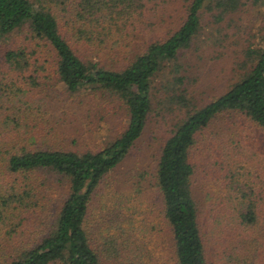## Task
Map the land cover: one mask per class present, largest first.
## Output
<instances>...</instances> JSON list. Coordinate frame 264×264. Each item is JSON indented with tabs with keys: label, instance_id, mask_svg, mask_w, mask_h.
<instances>
[{
	"label": "trees",
	"instance_id": "16d2710c",
	"mask_svg": "<svg viewBox=\"0 0 264 264\" xmlns=\"http://www.w3.org/2000/svg\"><path fill=\"white\" fill-rule=\"evenodd\" d=\"M149 2L152 17L170 6L155 18L175 26L140 40ZM248 11L257 37L236 23ZM203 25L242 41L231 81L205 101L189 91L180 60ZM19 33L1 53L0 264H210L205 223L224 264H264V0H0V43ZM50 83L107 100L125 125L95 150L48 140L55 127L35 95ZM154 107L169 123L154 173L163 226L134 224L124 206L95 236L85 226L93 197ZM199 136L215 145L222 186L205 217L191 186ZM241 144L254 156L246 167ZM49 185L63 189L51 218Z\"/></svg>",
	"mask_w": 264,
	"mask_h": 264
},
{
	"label": "rangeland",
	"instance_id": "374dc122",
	"mask_svg": "<svg viewBox=\"0 0 264 264\" xmlns=\"http://www.w3.org/2000/svg\"><path fill=\"white\" fill-rule=\"evenodd\" d=\"M153 5L154 2L147 3L144 17L140 18L142 21L143 19L148 20L140 21L142 29L135 33L137 37H141L140 40L161 35L168 31L166 29L175 26L173 21L159 22L158 18H155L162 11H172L170 6L166 4L155 6L156 9L164 10L160 9L159 13L154 10L156 12L153 19L151 11ZM251 12H244L236 23L247 27L248 31L257 37L259 35V20L254 19ZM152 20L155 23L153 26H149ZM208 31H210V27L203 25L191 46L183 51L180 59L186 69L189 91L193 93L195 99L201 101L218 94L231 81L232 67H235L233 65H235V60L239 57L242 48V41L237 34H231L225 38L221 35L213 37L209 35ZM215 37L216 39H214ZM22 39V34L19 33L13 35L7 42L0 43V67H2L1 53L3 49L19 44ZM45 89L47 92H41V94L36 92L35 97L42 98L44 117L55 127L47 139L60 143L59 145L65 149L95 150L104 146L106 141L116 136L125 125V116L122 112L119 109L111 108L107 104V100L100 99L95 94L86 92L69 94L63 91L58 84L52 83ZM103 104L108 106H103ZM154 109L155 111L149 115L140 136L135 140L124 160L105 176L93 197L85 226L95 236L106 223L112 211L113 213L116 211H120L122 214L128 213L125 208L120 209L124 206H131L130 212L133 213L131 217L134 224L142 226L152 223L155 226L160 223L162 225L161 201L155 186L154 173L159 148L167 134L169 123L168 117L167 120L162 119L156 114L158 109L156 107ZM241 145L239 152L237 150L234 152H238L243 159L241 162L246 167V163H251L254 156L251 155L249 149L246 150ZM206 147L204 139L202 140V137L199 136L193 148L191 160L194 165V174L191 178L192 193L197 203L203 207L204 217L206 216L205 209L210 207L217 197L221 196L222 191L218 179L215 145L211 143L209 150ZM245 155L250 158L244 159ZM236 159L240 160L239 156H236ZM45 177V175L39 174L40 179ZM46 189V210H49L47 215L48 218H51L50 214L62 198L63 189L55 185H49ZM204 230L206 231L205 244L210 264H224L226 259L221 252L223 245L214 244L216 238L211 234L208 223H205Z\"/></svg>",
	"mask_w": 264,
	"mask_h": 264
}]
</instances>
